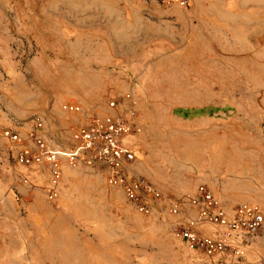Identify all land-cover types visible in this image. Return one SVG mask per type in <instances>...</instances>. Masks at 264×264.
<instances>
[{"label":"rangeland","instance_id":"rangeland-1","mask_svg":"<svg viewBox=\"0 0 264 264\" xmlns=\"http://www.w3.org/2000/svg\"><path fill=\"white\" fill-rule=\"evenodd\" d=\"M128 94L140 130L127 176L163 194L152 215L101 164L64 160L49 203V172L0 135V264H217L173 234L170 206L207 185L229 211L264 210V0H0V131L31 145L41 121L69 151L93 116L125 114ZM244 241L243 264L264 260V230Z\"/></svg>","mask_w":264,"mask_h":264},{"label":"built area","instance_id":"built-area-1","mask_svg":"<svg viewBox=\"0 0 264 264\" xmlns=\"http://www.w3.org/2000/svg\"><path fill=\"white\" fill-rule=\"evenodd\" d=\"M157 1L163 5H178L183 8H190L193 3V0ZM109 106L116 108L117 102L112 101ZM64 109L80 111V107L73 104L65 105ZM124 109L125 114L116 117L93 116L88 127L77 133L76 145L69 151L50 146L42 135L41 121L35 122L27 135L31 145L23 143L21 135L11 130L0 131V135L21 146L18 153L21 165L40 163L49 172L51 185L46 190L49 203H56L60 198L58 183L62 178L64 160L72 166L81 163L101 164L108 171L109 183L119 187L139 213L150 216L153 204L160 201L163 194L145 177L127 176L128 168L137 156L125 139L140 130L134 122L139 116V110L132 94L125 97ZM185 207L194 211L195 220L186 216ZM169 213L179 218L172 223L173 234L181 238L190 250L216 259L217 264H243L242 259L246 254V248L242 245L244 237H256L264 230V210L260 205L239 203L229 211L207 185H200L196 193L187 199L175 201L170 206ZM197 225L217 229L218 233L211 235L199 232L196 230ZM256 264H264V260Z\"/></svg>","mask_w":264,"mask_h":264},{"label":"crops","instance_id":"crops-1","mask_svg":"<svg viewBox=\"0 0 264 264\" xmlns=\"http://www.w3.org/2000/svg\"><path fill=\"white\" fill-rule=\"evenodd\" d=\"M125 142H126V139H125ZM193 214H194V216H195L194 211H193ZM195 218H196V216L193 217V218H191V220H195ZM196 230L199 231V232L209 233V234H211V235H216V234L218 233V230H217V229H214V228H211V227H207V228H206L205 226H202V225H197V226H196ZM241 244H242V243H241ZM242 245H244L245 248H246V244H245L244 239H243V244H242ZM243 259H244V258H243Z\"/></svg>","mask_w":264,"mask_h":264}]
</instances>
